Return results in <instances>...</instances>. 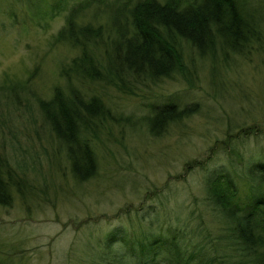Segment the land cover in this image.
<instances>
[{
	"label": "rangeland",
	"instance_id": "rangeland-1",
	"mask_svg": "<svg viewBox=\"0 0 264 264\" xmlns=\"http://www.w3.org/2000/svg\"><path fill=\"white\" fill-rule=\"evenodd\" d=\"M57 1L0 0V153L31 186L27 204L13 193L9 205H0V257L11 255L15 264H106L96 255L107 232L119 225L132 235L148 220L197 225L204 243L223 234L226 224L205 180L230 172L242 201L252 184L248 166L264 160V48L247 56L217 50L214 57L182 43L190 87L162 79L127 94L84 84L117 116L131 118L93 135L97 173L77 182L37 106V97L65 85L59 66L76 53L64 43L50 45L76 0H63L52 13ZM8 79L22 86L11 92L3 87ZM171 93L180 103L198 102L199 111L154 136L141 117ZM220 246L214 248L221 254Z\"/></svg>",
	"mask_w": 264,
	"mask_h": 264
},
{
	"label": "trees",
	"instance_id": "trees-1",
	"mask_svg": "<svg viewBox=\"0 0 264 264\" xmlns=\"http://www.w3.org/2000/svg\"><path fill=\"white\" fill-rule=\"evenodd\" d=\"M62 2L52 3L51 12ZM60 43L76 51L59 66L65 85L53 86L47 98L37 97V106L48 132L64 148L71 177L82 182L97 173L93 135L112 120L131 118L117 116L100 95L82 86L98 84L134 94L136 84L179 78L190 87L182 43L199 55L215 57L217 50L255 54L264 48V0H76L50 41L51 46ZM17 86L11 79L3 84L14 93ZM180 98L171 93L149 105L141 117L149 133L159 136L199 111L198 102L180 103ZM248 167L252 184L242 201L230 172L205 180L208 200L226 224L217 238L204 243L197 225L148 220L132 235L114 226L98 244L96 256L106 264H264V160ZM28 192L27 178L0 153V205H9L13 193L27 204ZM215 243L221 244V254ZM0 264L15 262L5 254Z\"/></svg>",
	"mask_w": 264,
	"mask_h": 264
}]
</instances>
